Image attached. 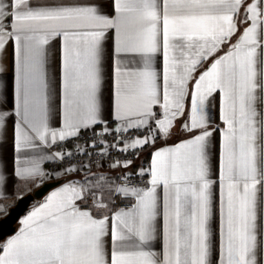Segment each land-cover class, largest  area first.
Returning a JSON list of instances; mask_svg holds the SVG:
<instances>
[{"label":"snow or ice","instance_id":"snow-or-ice-1","mask_svg":"<svg viewBox=\"0 0 264 264\" xmlns=\"http://www.w3.org/2000/svg\"><path fill=\"white\" fill-rule=\"evenodd\" d=\"M107 2L114 9L111 17L103 11L106 0H0V73L6 46L14 45V175L19 181L9 194L0 167V212L11 195L49 176L44 161L73 156L43 150L79 138L82 130L103 126L93 132L90 145L76 146L89 157V148H99V157L110 156L112 149L136 153L167 139L185 116L181 131L188 138L152 153L150 167L138 173L149 177L144 186L131 184L128 173L116 178L122 183L101 173L52 192L21 220L17 234L0 244V264H264V0ZM109 30L114 33L115 129L102 119L100 103ZM58 39L57 106L47 56ZM158 53L162 72L154 67ZM217 91L223 123L218 246L212 227L217 181L211 178L209 148L215 129L210 130L207 111ZM13 113L0 111V132ZM54 114L60 116L58 129L50 124ZM129 130L147 134L126 137ZM22 150L30 154L21 158ZM131 165L125 159L109 167ZM91 168L89 161L65 168L64 174ZM114 197L129 203L113 211ZM158 236L159 252L153 247Z\"/></svg>","mask_w":264,"mask_h":264},{"label":"crops","instance_id":"crops-1","mask_svg":"<svg viewBox=\"0 0 264 264\" xmlns=\"http://www.w3.org/2000/svg\"><path fill=\"white\" fill-rule=\"evenodd\" d=\"M103 11L109 15L110 17L114 15V9L111 5V3H108L106 0V7L103 9ZM242 30V28H241ZM113 36L114 33L112 30H109L107 33V37L104 41L103 47H104V57L102 60L101 68H102V84H101V90H100V103H101V117L104 121L107 122V126L110 129H115L117 125V121L113 118V102H114V77H113V57H112V51H113ZM60 40H56L54 43L48 46V56H47V67L48 72L50 75V78L52 80L54 89L57 93V106L59 105V80H60ZM219 54H222L219 53ZM3 66H4V72L0 73V111H5L9 113H13L14 108V98H13V57H14V45L10 41L8 45L6 46L5 52L3 54ZM211 60H209L208 63H210ZM208 63H205L203 67L199 68L195 75L198 77L199 73L203 71L205 68H207ZM154 67L158 72H162V55L156 54L154 57ZM162 82V81H161ZM194 83V81L192 82ZM192 83L189 85V89L192 87ZM190 102V97L188 98ZM154 111L157 112V114H160V109L158 106L154 107ZM207 111L209 114V121H210V130L215 129V131L212 132V136L209 138V148H210V157L212 161V175L211 178L217 183L213 185V221H212V227L214 231L213 240L214 243L218 246V226H219V183H218V175H219V147H220V129L223 128V123L220 120V94L219 92H214L212 96L209 98L207 102ZM187 112V109H186ZM17 117L14 115H10L7 118L5 129L0 132V167H3L5 174L8 177V192L9 194L13 193L14 186H16L19 181L14 175V169H15V158L17 156V153L15 152L14 147V125L16 122ZM186 120L185 117H180L177 119L175 123V127L172 129V134L167 138H160L157 139L155 144H150L145 146L142 150H139L138 154L136 155L134 159L135 167L139 165L141 160L146 157L147 164L144 167H138L137 170H140L141 168L148 169L150 167V162L152 158V153L155 152L158 149L166 148V147H172L174 145L179 144L182 140H185L188 138V133H185L181 131V124L184 123ZM50 124L53 128H60L61 127V120L60 116L58 114H54ZM102 125H96L94 128H102ZM91 129V128H90ZM146 135V134H142ZM54 152H51L49 148H45L43 150V154L45 155H51ZM30 153L28 151L22 150L19 155L21 158H24L25 156L29 155ZM49 160L44 161L42 164V167L46 170L47 164ZM67 168V167H66ZM64 170H57L54 172V174L50 175L44 179L45 180H52L57 179L60 177H66L67 179L60 183L59 185L55 186L51 190H49L45 195H43L39 199H35L28 207L27 211L20 217L16 224V231L7 236L3 241L0 242V244L6 242L9 238L16 235L21 227V220L29 214L30 211L33 210L34 207L39 206L41 203L45 202L46 198L54 191H57L60 189L64 184L69 183L70 181H81L83 182L85 175H88V178L90 180L95 179V175L98 174H104L106 177H108L110 180L115 181V175L114 170H92L90 173H70L65 175ZM42 181V182H43ZM41 181H37L35 185H32L26 189H23L19 192H17L15 195H11V198L7 201H5L6 204V210L4 212H0V217L4 215L9 207L15 203L17 198L23 194H26L28 192L33 191L37 186H39ZM107 195V194H106ZM259 195V194H258ZM81 205V207H86L87 205L85 203H82L78 201ZM90 203V201H89ZM113 211H115L118 208L113 204ZM124 208V207H123ZM95 214V213H94ZM158 221V226H159ZM153 247L156 251L162 250V242L161 238L158 236L157 240L154 242ZM215 255L213 256V261H215Z\"/></svg>","mask_w":264,"mask_h":264},{"label":"built area","instance_id":"built-area-1","mask_svg":"<svg viewBox=\"0 0 264 264\" xmlns=\"http://www.w3.org/2000/svg\"><path fill=\"white\" fill-rule=\"evenodd\" d=\"M102 128H91V129H86L82 130L80 133L79 138H69L65 141H58L57 144L53 145L52 147L49 148L51 152H71L73 153L72 157H66L63 161L61 160H49L47 164V169L49 171L56 170L59 167H69V166H76L79 168V166L83 164H88L89 161L92 163V168L91 170H97V169H105V170H110V164L115 161V160H125V159H131L132 160V165L128 169H122V168H117L113 169L114 174H115V181L116 183H122L123 181L117 180V177H120L124 173H128L130 175V183L138 186H144V182L148 180V176L145 175L144 177H140L138 175L140 170H137L138 167H144L147 164V159L144 157L139 165L135 167L134 164V159L136 155L138 154L139 150H137L136 153H132L131 151L128 153H120L116 149H112L110 151V156H104V157H99L97 154L100 152V149L97 148L94 151L92 149H88L89 151H92V156H86L83 153H77L76 151V146L80 145L81 147H87V145H90L92 143L93 139V132H99L101 131ZM142 134H147L145 130H129L128 133H125L124 135L126 137H135L136 135H142ZM106 140L108 143H114L113 135H108L106 137ZM122 147V145H121ZM81 171H88L87 169L81 170ZM129 203L127 200H123L120 197H114L113 198V204L117 207H126V205Z\"/></svg>","mask_w":264,"mask_h":264},{"label":"water","instance_id":"water-1","mask_svg":"<svg viewBox=\"0 0 264 264\" xmlns=\"http://www.w3.org/2000/svg\"><path fill=\"white\" fill-rule=\"evenodd\" d=\"M65 178L66 177H60L52 180H45L33 191L19 196L15 203L9 207L7 212L0 217V242L16 231L18 220L35 199L41 198L49 190L62 183Z\"/></svg>","mask_w":264,"mask_h":264},{"label":"rangeland","instance_id":"rangeland-1","mask_svg":"<svg viewBox=\"0 0 264 264\" xmlns=\"http://www.w3.org/2000/svg\"><path fill=\"white\" fill-rule=\"evenodd\" d=\"M66 168V167H65ZM64 167H59V168H57L56 170H52V171H49L48 169H47V167H46V170H47V172L50 174V175H52V174H54V172H56L57 170H63V169H65ZM102 170H105V169H102ZM92 171V170H91ZM88 171H79V172H77V173H87ZM115 175V174H114ZM116 182V181H115Z\"/></svg>","mask_w":264,"mask_h":264},{"label":"trees","instance_id":"trees-1","mask_svg":"<svg viewBox=\"0 0 264 264\" xmlns=\"http://www.w3.org/2000/svg\"><path fill=\"white\" fill-rule=\"evenodd\" d=\"M67 178H65L63 181H65Z\"/></svg>","mask_w":264,"mask_h":264}]
</instances>
